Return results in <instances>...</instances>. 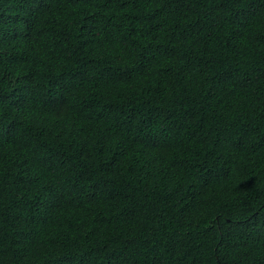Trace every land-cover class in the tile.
Instances as JSON below:
<instances>
[{
    "label": "trees",
    "instance_id": "trees-1",
    "mask_svg": "<svg viewBox=\"0 0 264 264\" xmlns=\"http://www.w3.org/2000/svg\"><path fill=\"white\" fill-rule=\"evenodd\" d=\"M0 264H264V0H0Z\"/></svg>",
    "mask_w": 264,
    "mask_h": 264
}]
</instances>
